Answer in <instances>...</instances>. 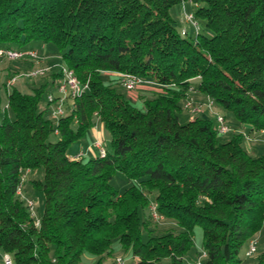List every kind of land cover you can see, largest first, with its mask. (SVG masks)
<instances>
[{
  "label": "trees",
  "instance_id": "16d2710c",
  "mask_svg": "<svg viewBox=\"0 0 264 264\" xmlns=\"http://www.w3.org/2000/svg\"><path fill=\"white\" fill-rule=\"evenodd\" d=\"M184 1L0 0V46L51 43L87 83L55 122L39 108L45 82L28 91L4 84L0 252L13 264H80L85 253L114 264V242L135 264H190L195 226L203 264L241 263L239 249L264 220V155H251L239 131L222 139L202 110L184 123L179 113L196 90L206 99L196 104L210 99L264 132V0H190L192 35L170 15ZM125 71L156 88L141 96L144 110L124 93L116 72ZM96 122L110 149L74 158L68 147ZM38 170L42 178L30 180L43 193L36 227L16 190L22 173ZM116 172L130 182L123 191L111 183ZM152 202L174 227H152ZM255 264H264V251Z\"/></svg>",
  "mask_w": 264,
  "mask_h": 264
},
{
  "label": "rangeland",
  "instance_id": "374dc122",
  "mask_svg": "<svg viewBox=\"0 0 264 264\" xmlns=\"http://www.w3.org/2000/svg\"><path fill=\"white\" fill-rule=\"evenodd\" d=\"M195 10V5L192 1L186 0L183 3H178L173 5L170 8V15L175 21V25L179 31H181L183 28L186 29L188 35H192L195 30L196 23L195 20L191 22L189 19L186 18L185 13H193ZM198 25H199V31L202 32V21L198 19ZM39 46V47H38ZM43 46V50H42ZM32 48L36 49L39 53L42 50V54L48 55L50 57V60L55 62V64H65L58 49L51 43L44 44V43H37L32 44ZM34 62V61H33ZM31 61L24 60V59H18V60H9V59H0V94H1V112H0V120L3 117V110L5 107H7V92L5 90L4 84L7 82L9 78H12L16 76V80L13 83L14 86L17 88L28 91L29 87L32 85H37L39 82L46 83V88L42 92L41 95V101L39 103V108H47L48 102H47V93L48 90L56 84L57 77L55 78L54 82H52L51 79V71H47L45 74L41 76H25L24 72L29 71L32 69L33 66H39V64H30ZM47 65L46 63L41 64ZM57 68V67H56ZM58 70V68H57ZM11 88V87H10ZM118 90L120 89L117 86ZM135 90V89H134ZM133 90V91H134ZM133 91L128 92L124 91L126 97L130 99L132 104L136 106V108L140 110H144V106L142 103V100L139 98H134L131 96L133 94ZM131 94V95H130ZM193 101L196 103V99L192 97ZM206 99H204V102ZM184 105V102H182ZM203 116L211 119L212 123L214 125H218V122L216 120V115L220 114L225 117V123L230 127V130L227 134H224L221 136L222 139H227L230 134L234 131H239L243 134V146L248 150V152L251 155L258 156V155H264V132L261 131H255L251 130L249 128L248 124L240 125V122L234 118V116L230 113V111L223 109L219 106H213L212 108H207L205 105L201 108ZM199 113H190L189 110L184 108L179 113V121L181 123L186 122L189 118L197 115ZM8 115L11 117L12 114L10 111H8ZM44 115L46 117H50L51 115L49 112H45ZM52 118V117H51ZM50 118V119H51ZM52 120L55 122V120L52 118ZM96 123H94L95 125ZM100 128V126H98ZM92 129V128H91ZM103 131V144L106 147V149H110V136L107 131ZM95 136L93 133L88 131V133L78 140L73 141L70 146L68 147L69 153H75L78 151H82L84 154L83 156H87V152L85 150L88 145H92L94 141ZM96 152V151H95ZM26 180L23 185L24 188V194L26 197L31 198L34 201V210H35V217H41L43 212V193L39 190L34 189L31 184L30 180L35 179H41L42 178V172L41 170H38L36 172H25ZM111 183L114 186L115 189L118 191H123L130 182L123 176L120 172H116L114 176L111 179ZM157 221L155 224H152V227L154 229H157L159 231H164L166 229L174 227V221L171 219H161V220H154ZM256 241V251L253 252L250 255H246L247 249H248V243H244L242 247L239 249L237 257L240 258L242 261L240 264H255L256 258L259 256V254L264 251V220H262L261 225L255 232L253 236ZM113 254L111 258H108V262L113 263L114 258L116 256H121L125 264H135L134 259L131 257L130 253L128 251H124L121 248H119L118 243H113ZM203 253V244H202V229L200 226L194 227V233H193V244L188 249L184 256V260L187 263L190 264H196V262L199 260L201 264L205 261V256H202ZM96 258L85 253L82 256L80 264H94ZM0 264L1 262V256H0ZM167 264V262H166Z\"/></svg>",
  "mask_w": 264,
  "mask_h": 264
},
{
  "label": "built area",
  "instance_id": "2783aa9c",
  "mask_svg": "<svg viewBox=\"0 0 264 264\" xmlns=\"http://www.w3.org/2000/svg\"><path fill=\"white\" fill-rule=\"evenodd\" d=\"M185 14L187 19H189L191 22L194 21L192 13ZM194 23L196 22H193V24ZM181 32L185 33L186 30L183 28ZM0 59H24L39 63L44 59V56H42L38 51H36V49L33 48H10L0 46ZM53 66H56L58 68L57 71L59 73V77L54 87V91L56 93H54V91H48L47 93V109H49L51 117L54 120H57L59 117L65 115L71 110L73 98L81 94V92L87 88V83L81 84L78 78L74 75L72 69L68 68L65 64L59 63ZM51 69L52 65L33 66L32 69L27 72H24V75L29 77L41 76L47 71H50ZM116 74L119 77L121 85L128 92L133 91L139 84L144 83V80L141 77L131 72H116ZM15 80L16 76L9 78L5 85L9 86ZM205 104L208 108L213 107L212 101L210 99H207V102ZM183 106L185 109L187 108L190 113L195 114L201 112L202 105L198 103L196 104L193 101L192 97L188 96L185 98ZM216 120L218 122V125L216 126L217 131L220 134L228 133L230 127L225 123L224 117L220 114H217ZM55 132H57V130H55ZM86 152H89L90 155L97 154L98 156H104L106 153V149L103 144V140L100 138H95L92 145L88 147V150ZM83 154L84 153L82 151H79L74 156V158H80L83 156ZM25 172L21 174L20 183L17 187L16 193L20 197V199L24 201L28 212L33 217V225L38 227L40 225V218L35 217L34 201L31 198L26 197L23 192V185L26 179ZM150 214L154 220L163 219L162 215L157 212L156 204L153 202L150 205ZM256 241L257 240L255 238H252L248 241V249L246 255H250L256 251ZM0 256L2 264H13L12 257L8 252H0ZM202 256H205L204 251L202 253ZM114 264H125V261L121 256H116L114 258ZM196 264H201V262L198 260Z\"/></svg>",
  "mask_w": 264,
  "mask_h": 264
},
{
  "label": "crops",
  "instance_id": "0c3cea01",
  "mask_svg": "<svg viewBox=\"0 0 264 264\" xmlns=\"http://www.w3.org/2000/svg\"><path fill=\"white\" fill-rule=\"evenodd\" d=\"M42 50H43V46H42ZM42 50L40 51L41 52L40 54L42 56H44V59L42 61H40L39 63L31 61L30 64H39V65H41L43 63H46L47 65H52V66L55 65V62L51 61L50 57L48 55L42 54ZM28 61H30V60H28ZM53 68H54V70H56L55 67H53ZM57 79H58V77H57ZM154 90H156L155 86H153L151 84H147V83H141L135 88V90L133 91V94L132 95L130 94V95L133 96L134 98L141 99V96L150 95V93L152 91H154ZM189 95L194 97L197 102L204 101V99H205V96L200 94L196 90L189 91ZM98 126H100V128ZM90 132L93 133L95 138L103 139V131H102L101 124L99 122H96V124L92 127V129H90ZM88 147H90V144L88 145ZM88 147L85 148L86 151L88 150ZM75 153H77V152H75ZM87 155H89V152H87Z\"/></svg>",
  "mask_w": 264,
  "mask_h": 264
}]
</instances>
